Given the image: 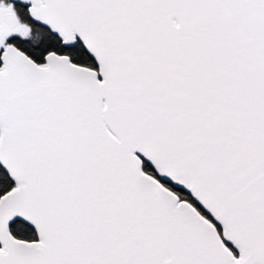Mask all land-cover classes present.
I'll use <instances>...</instances> for the list:
<instances>
[{
    "label": "snow or ice",
    "instance_id": "6c2138e0",
    "mask_svg": "<svg viewBox=\"0 0 264 264\" xmlns=\"http://www.w3.org/2000/svg\"><path fill=\"white\" fill-rule=\"evenodd\" d=\"M0 264H264V0H0Z\"/></svg>",
    "mask_w": 264,
    "mask_h": 264
}]
</instances>
